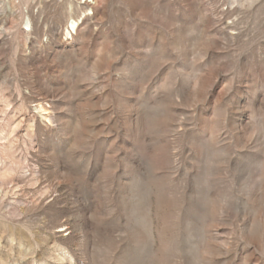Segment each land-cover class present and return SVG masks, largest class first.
Instances as JSON below:
<instances>
[{"label": "rangeland", "instance_id": "rangeland-1", "mask_svg": "<svg viewBox=\"0 0 264 264\" xmlns=\"http://www.w3.org/2000/svg\"><path fill=\"white\" fill-rule=\"evenodd\" d=\"M0 264H264V0H0Z\"/></svg>", "mask_w": 264, "mask_h": 264}, {"label": "bare ground", "instance_id": "bare-ground-1", "mask_svg": "<svg viewBox=\"0 0 264 264\" xmlns=\"http://www.w3.org/2000/svg\"><path fill=\"white\" fill-rule=\"evenodd\" d=\"M77 25H78V20L73 19V20L71 21V24L68 25L67 33H70V32H71V28H72L73 30H75Z\"/></svg>", "mask_w": 264, "mask_h": 264}, {"label": "built area", "instance_id": "built-area-1", "mask_svg": "<svg viewBox=\"0 0 264 264\" xmlns=\"http://www.w3.org/2000/svg\"><path fill=\"white\" fill-rule=\"evenodd\" d=\"M71 29H72V28H71ZM72 31H75V30L72 29L70 33H72Z\"/></svg>", "mask_w": 264, "mask_h": 264}]
</instances>
